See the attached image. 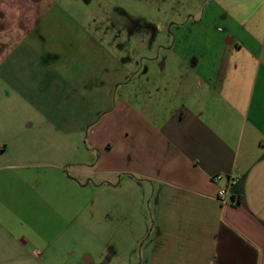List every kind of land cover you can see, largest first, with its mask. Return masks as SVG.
Returning a JSON list of instances; mask_svg holds the SVG:
<instances>
[{
    "label": "crops",
    "instance_id": "obj_1",
    "mask_svg": "<svg viewBox=\"0 0 264 264\" xmlns=\"http://www.w3.org/2000/svg\"><path fill=\"white\" fill-rule=\"evenodd\" d=\"M166 7L0 0V264H264V0Z\"/></svg>",
    "mask_w": 264,
    "mask_h": 264
},
{
    "label": "rangeland",
    "instance_id": "obj_2",
    "mask_svg": "<svg viewBox=\"0 0 264 264\" xmlns=\"http://www.w3.org/2000/svg\"><path fill=\"white\" fill-rule=\"evenodd\" d=\"M59 2L61 6L72 9V14L78 20H87L91 23L97 33L105 31V28L97 27L103 25V21L115 22L114 25L117 26L118 23L129 25L130 22H137L149 27L154 21L166 23L168 16L167 0H59ZM151 29V27L144 28L142 32L146 30L148 33L147 30ZM118 30L115 29L116 33H120ZM119 36L122 35L117 34V37ZM118 48L119 45H111V51Z\"/></svg>",
    "mask_w": 264,
    "mask_h": 264
},
{
    "label": "built area",
    "instance_id": "obj_3",
    "mask_svg": "<svg viewBox=\"0 0 264 264\" xmlns=\"http://www.w3.org/2000/svg\"><path fill=\"white\" fill-rule=\"evenodd\" d=\"M220 179V176H215L214 180L218 181ZM235 183L233 179L229 180V186L225 189H221L218 191L217 199L220 201L222 205H227L229 201L231 200V191L230 186H232Z\"/></svg>",
    "mask_w": 264,
    "mask_h": 264
}]
</instances>
